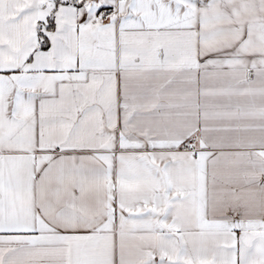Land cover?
<instances>
[{"label":"snow or ice","instance_id":"obj_1","mask_svg":"<svg viewBox=\"0 0 264 264\" xmlns=\"http://www.w3.org/2000/svg\"><path fill=\"white\" fill-rule=\"evenodd\" d=\"M0 264H264V0H0Z\"/></svg>","mask_w":264,"mask_h":264}]
</instances>
